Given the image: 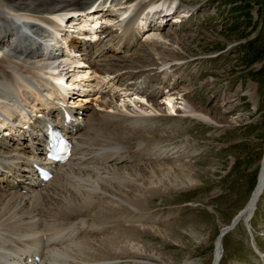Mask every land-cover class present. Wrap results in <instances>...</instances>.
Returning a JSON list of instances; mask_svg holds the SVG:
<instances>
[{
  "label": "bare ground",
  "instance_id": "6f19581e",
  "mask_svg": "<svg viewBox=\"0 0 264 264\" xmlns=\"http://www.w3.org/2000/svg\"><path fill=\"white\" fill-rule=\"evenodd\" d=\"M125 1L0 0V257L3 258L0 264H119L106 261L144 256V247L141 248L136 242L141 234L139 228L130 225L126 227L129 233L125 235L121 232L118 234V229H112L111 225L120 219L130 222L129 218L133 220L139 215L136 210L146 211V203L151 197L170 191L168 182L179 187L185 180L191 185L195 181L194 174L186 167L160 163V159L169 151L162 140L136 139L125 132L128 126L118 123L142 124L141 120L162 112L179 115V102L185 101L180 91L173 89L170 91H175L172 95L161 92L163 106L156 105L153 97L147 101V95L141 96L144 83L127 85L130 80L114 77L113 74L119 69L112 66L108 73L114 78L111 80V90L121 91L119 88L124 87L128 89L125 91H141L119 96L116 104L120 102V105L116 107L111 102L98 104V107H104L107 111L114 109L120 114L97 113L90 116V130L83 134L85 127L80 119L86 116V110L73 111L69 106L64 108L73 94L68 81L66 84V77L70 79V69L77 64H88L89 68L82 71L87 72L86 76L90 69L99 73L98 62L89 60L85 64L78 56H73L74 53L86 52L94 59L98 53L92 52L86 40L77 37L90 35L82 33V30L94 32L104 21L110 29H123L131 39L135 38L137 32L141 34L149 30L150 37L153 34L158 39L181 45V37L176 30L165 34L162 27L167 19L166 14L178 3L177 13L181 15L175 22L182 23L181 18L189 17L190 5L185 4L186 0H151L140 8L138 5L126 6ZM109 3H112L111 9L107 10ZM150 5L153 6L146 11ZM99 7V13L92 16L90 10ZM154 11L163 16V23L154 24L156 17L151 15ZM66 22L71 24L70 27L79 25V29H74L79 34H73L75 32L68 25L65 26ZM153 44L156 46L158 42L154 41ZM124 46L130 48V42ZM111 51L101 50L97 58H107ZM159 60L161 65L169 64L165 58ZM179 60L182 59L175 57L173 62ZM120 82L123 83L118 84ZM76 87L80 88V84ZM145 100L150 106L142 104L141 110H133L134 117H128L119 110L128 111L132 105L137 106L141 103L139 101ZM165 102L172 108L168 109ZM196 112L194 116L206 123L215 121L207 109L201 108ZM46 121L66 132L80 145L79 151L75 146L74 156L67 164L54 165L47 158ZM3 134L11 135V143L15 145L13 149L3 142ZM91 145L104 149L95 150ZM151 150L156 155H151ZM180 152L178 150L176 154ZM120 162L129 164L117 167ZM44 170L52 174L48 181L42 177L41 171ZM258 177L257 186H263L264 167ZM262 190L260 194L257 193L259 189L253 191L245 208L249 209L252 217L264 194V188ZM131 191H137L139 196ZM231 225L224 227L218 236L213 264H221L224 259L220 248L230 231L223 238L221 235ZM153 229L161 231V228ZM162 232V236H167V231L163 232L165 235ZM185 264L201 263L188 261Z\"/></svg>",
  "mask_w": 264,
  "mask_h": 264
},
{
  "label": "rangeland",
  "instance_id": "374dc122",
  "mask_svg": "<svg viewBox=\"0 0 264 264\" xmlns=\"http://www.w3.org/2000/svg\"><path fill=\"white\" fill-rule=\"evenodd\" d=\"M125 2L140 8L151 0ZM184 2L190 5L189 17L181 18L183 22L175 24L174 18L180 16L175 13L162 27L165 34L176 30L181 37V45L158 39L152 33L150 37L149 30L141 34L137 32L135 38L131 39L124 34L123 29H110L104 21L99 29L89 33L96 34L94 37L77 35L80 40H86L92 52H98L97 55L101 50H114L107 58L101 59L97 55L92 59L86 52L74 53V57L78 56L84 62L92 60L99 65V73L88 70L89 80L85 88L83 91H74L75 95L65 106L73 111L86 110V116L80 119L85 127L83 134L90 130V116L97 113L120 114L114 109L107 111L104 107H98V104L111 102L116 107L120 105V102L116 104L119 96L141 92L125 91L128 89L124 87L119 88L121 91L111 90L114 75L122 77L124 81L130 80L127 85L144 83L145 89H142L141 96L147 95V101L153 97L156 105H162L161 92L172 95L175 91H170L173 89L180 91L185 98V101L179 102L181 113L177 117L162 112L141 120L142 124L118 122L121 126H128L125 132L136 139L162 140L169 148V154L163 156L160 163L169 162L186 167L194 174L195 181L191 185L188 180H183L184 184L179 187L168 182L170 191L151 197L146 203V211L136 210L139 215L133 220L127 218L130 222L120 219L117 225L113 223L111 227L118 229V234L127 235L129 232L125 229L130 225L140 229L141 234L136 242L141 248L144 247V256L120 261L107 260V263L185 264L197 261L213 264L218 236L246 208L263 168L264 0ZM70 26V30L75 29ZM122 37L124 39L119 42ZM154 41L158 42L156 46ZM128 42L130 48H125L124 44ZM175 57L182 60L173 62ZM160 58L169 60V64L161 65ZM112 66L119 70L110 76L108 73ZM87 68L88 64L76 69L73 67L71 70H75L71 73L80 74ZM147 101L143 102L146 107L150 106ZM141 105L139 103L138 108L132 105L128 111L119 110L128 117H134L133 110H141ZM201 108L209 110L215 121L206 123L196 118L194 114ZM4 137L3 142L13 149L15 145L11 143V135ZM76 145L79 151L80 145ZM90 147L95 150L102 148ZM178 150H181L179 155L176 154ZM153 152L151 150L150 154L156 155ZM156 161L159 162V159ZM127 163L120 162L117 167ZM130 193L139 194L137 191ZM249 226L251 234L248 225L241 221L236 229L225 236V254L221 264H264V194ZM153 227L161 228L164 233L167 231V236L163 232L165 236H162L161 231H155ZM251 236L260 254L254 251ZM2 259L0 257V263Z\"/></svg>",
  "mask_w": 264,
  "mask_h": 264
},
{
  "label": "water",
  "instance_id": "95a60500",
  "mask_svg": "<svg viewBox=\"0 0 264 264\" xmlns=\"http://www.w3.org/2000/svg\"><path fill=\"white\" fill-rule=\"evenodd\" d=\"M263 167H264V158H263ZM264 188V185L260 186L258 185L255 189V191H257L259 189V192L257 193H262V189ZM254 191V192H255ZM257 194V196L259 195ZM251 213H249V209H245L243 212H241L239 214V216L232 222L233 224L228 227L227 230H225V232L221 235V238H223L225 236V234L231 230H234L236 229V227L239 226V224L241 223V221L245 222L247 225H248V228H249V232L251 234V231H250V226H249V220L252 218V215H250ZM252 237V236H251ZM252 246H253V249L255 252H257L258 254H260V252L258 251V248L256 247V244L254 243V237H252ZM220 252L222 253V256L225 254L224 253V249H223V245H221V248H220ZM261 256V255H260ZM262 257V256H261ZM263 261H264V257H262ZM218 262H219V259H218Z\"/></svg>",
  "mask_w": 264,
  "mask_h": 264
}]
</instances>
